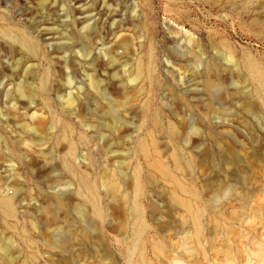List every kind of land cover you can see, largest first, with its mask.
Masks as SVG:
<instances>
[{"label":"rangeland","instance_id":"1","mask_svg":"<svg viewBox=\"0 0 264 264\" xmlns=\"http://www.w3.org/2000/svg\"><path fill=\"white\" fill-rule=\"evenodd\" d=\"M103 1L84 0L92 8L86 31L77 0H0L5 31L48 26L74 45L66 64L43 45L42 64L27 75L42 125L0 119V186L17 193L16 225L0 212V243L12 248L14 264H264V0ZM121 34L133 39L111 70L108 49ZM85 45L94 57L87 68L76 55ZM10 50L0 31L2 108ZM12 51L33 58L19 43ZM138 61L140 90L125 109L112 106L121 117L113 120L105 99L85 93V74L126 78ZM66 69L73 89L82 86L76 116L53 90ZM112 176L120 184L113 200L100 182Z\"/></svg>","mask_w":264,"mask_h":264},{"label":"bare ground","instance_id":"2","mask_svg":"<svg viewBox=\"0 0 264 264\" xmlns=\"http://www.w3.org/2000/svg\"><path fill=\"white\" fill-rule=\"evenodd\" d=\"M38 1L44 4L47 0H38ZM77 1L79 2L78 19L82 24V28L88 31V28L90 27L89 18L92 15L91 14L92 8L86 6L84 0H77ZM105 3L106 0L103 1V5ZM11 13L12 10L10 7H8L7 9H5L4 15L10 16ZM101 13L104 14L103 10H101ZM118 14H119L118 11L116 10L112 11V13L106 15V20L112 21L113 23L115 19H117L116 16ZM0 31L10 41V48H11L10 51H5V56H8L9 59L11 60L10 68L9 66H7L11 70L10 77H7V80L9 79L7 86L10 85L11 88L9 87L10 90L7 89L4 96H2L3 97L2 100L5 102L6 106L3 108L0 107V119L5 118V120H9V118H17L23 116L30 119L31 121H35L38 124L42 125L41 119L42 116L44 115V111H39V109L36 108V103H35L37 96L36 89L32 81L28 80L27 75L31 74L34 71L35 67H39L40 64H42V61L38 60V55H39L38 50L41 49L43 45L51 47L52 50L54 49L55 52H57V54L55 55L57 61L62 62L64 64H66V58H67L65 56L66 54L65 51L73 48L74 45L70 43H62L61 41H57L60 38L59 35L56 36L54 30H52V28L48 26H41L40 28H37L36 33H32V31L25 32L23 30L24 34H19V35L11 33L10 31H5L4 29H2V27H0ZM114 33H118V31H114ZM132 39L133 37L129 35L121 34L113 42L112 47L108 49L110 55H108V58L106 59L109 69L114 70L117 66L122 64L123 60L121 59L126 56L128 49H130L131 46L130 41ZM16 43H19L20 46L28 53L30 52L33 53V58L24 59L23 56L16 57V55L12 51V47ZM116 47L118 51H115ZM138 49L139 46L132 47L133 51H136ZM76 55L78 61L83 65H85V68H87V64H90V62L94 60V57L92 58V56L90 55L89 45H85L81 47L80 50L77 49ZM42 59L43 62L50 61L49 56L46 55L45 52H43ZM33 60L36 61L33 62ZM22 67L24 68V70L22 69L21 71H19ZM208 68L209 66L207 65L205 67V71ZM205 71H204L205 86L208 91H211L214 86V82L207 77L206 75L207 73H205ZM65 72L61 77V81L58 82L59 85L54 86L53 90H54V94L59 99L61 98L62 100L61 102H63L62 105H66L68 107L67 108L68 112L76 116L78 114V109L75 105L76 96L74 94L80 92L82 90V86L78 85L75 86V89H73L75 83L74 85H72L73 79L67 69ZM18 73L23 77L18 76ZM99 74H100L99 77L94 71L85 74L87 80V88L85 89V93L89 97L96 100L105 99L107 102L106 105L108 106V113L110 114L111 118L113 120H121V117L119 116V111L114 109V107L112 106L119 105V106H123V109H125L126 105H128L131 102L132 98L135 97L138 90H140V88L137 87V85L139 84L140 82L139 79L142 75L141 61H138L136 71H134V76L128 73L126 74V78L125 77L121 78L115 76V72L110 73L109 70ZM5 77L6 76H4L3 78ZM107 79H109V81ZM2 80L0 81V83L2 82ZM43 87H45V83L43 84ZM109 88L111 89V94L113 95V97L108 95ZM16 94L18 95L19 98H16ZM19 99L26 101V107L23 110L20 109V105H19L20 103H18ZM156 122H157L156 123L157 126L159 127L160 125L159 121L156 120ZM167 129L172 137H174L175 134L177 133V127L172 122L169 123ZM26 146H30V145L26 144ZM17 157L19 158V155H17ZM160 170L164 171L165 168L161 167ZM73 171L77 172L78 170L75 168ZM100 180H101L100 181L101 186H103L106 194L110 197L111 200H113L115 197L118 196L120 192V184L117 182V178H115L114 176L109 178L101 177ZM16 196H17L16 190L9 192V188L7 189L5 187L0 186V212L2 213L3 216L7 218L8 217L12 218L11 220H13V223H9L10 226H14V224L16 223L14 222L16 221V213H17ZM54 196L58 208L61 209L67 207L66 200L64 199V193H56ZM47 210L48 209L45 208L44 212L47 213L48 212ZM83 218L84 216L82 217L81 220L82 222L83 220L85 222L86 219ZM86 229L87 228L85 227V225H83L82 233H84V235L87 234ZM57 241L50 240L49 244L53 245L54 247L55 246L61 247V245ZM12 253L13 250L8 244L0 243V260L2 259L6 260L7 264H14L15 257L12 255ZM101 255L106 256L107 253L101 252Z\"/></svg>","mask_w":264,"mask_h":264}]
</instances>
